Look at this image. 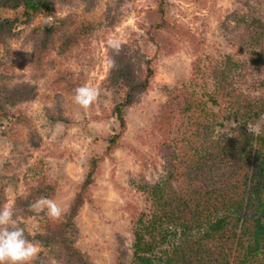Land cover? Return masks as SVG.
<instances>
[{
	"label": "trees",
	"instance_id": "obj_1",
	"mask_svg": "<svg viewBox=\"0 0 264 264\" xmlns=\"http://www.w3.org/2000/svg\"><path fill=\"white\" fill-rule=\"evenodd\" d=\"M83 1L92 6L97 0ZM167 1L156 0V7L148 11L149 26L141 50L126 44L111 49L103 86L113 95L111 116L119 131L94 138L84 179L64 215L59 220L46 218L43 230L34 236L43 250L31 264H93L75 240L80 212L86 203L93 204L92 189L102 163L121 146L127 109L151 87L157 58L172 42L166 34L172 30L165 13ZM8 10L22 11V21L29 24L40 14L53 13L56 3L0 0V12ZM231 18L235 25L230 40L251 56L250 64L211 60L214 85L206 100L184 86L166 88L169 99L160 116L161 138L156 145L161 174L153 182L143 178L132 181L149 206L147 210L129 206L135 228L129 264H264V123L258 132L248 127L264 117V18L256 9ZM19 22L17 18H0V57L5 60L9 41L18 35ZM95 27L90 20L78 22L75 13L59 17L49 26L33 27L29 34L36 44L30 63L32 77H40L47 67L54 66V49L55 56L63 58L73 48L86 46ZM150 43L154 45L151 51L147 50ZM258 51L259 58H252ZM5 60L0 62V121L26 124L27 117L20 111L11 113L9 107L34 97L35 87L8 86ZM53 83L55 89L64 91L79 87L62 70L55 72ZM208 103L218 107L226 120H235L229 131H217L224 125L208 109ZM181 115L186 116V124L176 128ZM99 145L103 146L98 152ZM58 192L56 181L38 178L16 204L31 213L30 203L41 197L53 198ZM4 195L5 185L0 180V207L5 206Z\"/></svg>",
	"mask_w": 264,
	"mask_h": 264
},
{
	"label": "rangeland",
	"instance_id": "obj_2",
	"mask_svg": "<svg viewBox=\"0 0 264 264\" xmlns=\"http://www.w3.org/2000/svg\"><path fill=\"white\" fill-rule=\"evenodd\" d=\"M55 3L53 13L40 14L29 24L22 21V11L0 12V18L20 21L15 29L18 35L9 41L6 60L0 57L7 69L5 83L11 87L28 84L35 87L34 97L9 107L11 113L20 111L25 115L28 123L0 121V180L5 185V206L12 207L18 225L39 251L43 248L34 236L43 230L49 218L46 210L39 214L24 212L16 199L31 190L35 179L47 177L59 186V192L51 199L67 209L84 179L94 138L119 131L116 118L111 116L113 95L103 86L113 48L109 41L141 50L149 26L147 13L156 7V0H97L92 6L83 0H55ZM253 9L264 18V0L167 1L165 13L172 30L166 34L172 42L165 47L167 52L157 58L151 87L139 94L127 109L121 146L102 163L92 189L93 204L86 203L80 212L75 240L93 264L132 261L135 228L129 206L145 210L149 206L132 181L143 178L153 182L161 174L162 160L156 145L161 138L160 116L169 99L166 88L184 86L206 100L214 85L209 68L211 60L249 65L251 56L230 40L235 25L231 17ZM68 13H75L78 22L90 20L95 24L88 44L73 48L63 58L55 56L54 49L51 52L54 66L47 67L42 76L32 77L30 63L36 44L29 37L31 29L49 26ZM148 46L147 50L154 49L152 43ZM260 54L258 51L252 58L257 59ZM57 70L66 72L79 87L97 89L96 100L84 109L74 103V89H55ZM207 105L224 125L217 127L218 132L229 131L234 126L235 120H226L218 107ZM186 121V116L181 115L175 121L176 128H182ZM263 123L264 117L248 127L258 132ZM102 146L99 145L98 152Z\"/></svg>",
	"mask_w": 264,
	"mask_h": 264
},
{
	"label": "clouds",
	"instance_id": "obj_3",
	"mask_svg": "<svg viewBox=\"0 0 264 264\" xmlns=\"http://www.w3.org/2000/svg\"><path fill=\"white\" fill-rule=\"evenodd\" d=\"M109 45L118 50V42L109 41ZM98 90L80 86L75 89L74 103L87 109L97 98ZM29 210L45 214L53 220H59L65 209L53 199L41 197L29 204ZM38 247L25 235V230L18 225L11 206L0 207V264H31L38 255Z\"/></svg>",
	"mask_w": 264,
	"mask_h": 264
}]
</instances>
